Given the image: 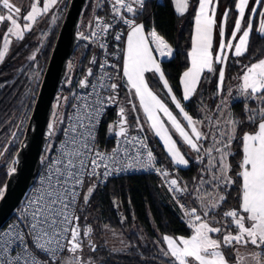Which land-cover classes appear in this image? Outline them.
<instances>
[{"label": "snow or ice", "instance_id": "6c2138e0", "mask_svg": "<svg viewBox=\"0 0 264 264\" xmlns=\"http://www.w3.org/2000/svg\"><path fill=\"white\" fill-rule=\"evenodd\" d=\"M251 2L252 0H236L237 15L228 34L227 24L231 9H225L217 25L216 12L219 0H196L194 33L191 50L188 53L190 64L180 78L182 95L178 98L173 93L160 63L153 55L155 50L160 56H171L172 48L155 30L146 35L144 25L137 23L135 19L137 10H143L146 6V0H109L114 17L128 28L122 69L123 77L126 78L125 86L134 90L139 108L149 127L163 142L171 160L176 165H189V160L181 153L177 140L174 139V135H178L183 144L196 153L197 162L204 164L200 184L208 185L213 190L206 194L211 197L210 199H206L204 195L197 197L199 208L187 209L181 204V208L185 209L191 235L162 236V241L166 245V250L162 251L169 258L170 264H230L224 249L232 248L234 252H238L236 245L248 244L261 249L259 252L251 253V258L255 264H264V58L244 65L240 77L241 95L256 102L255 107L245 105L246 120L252 128L251 131H245L238 136V129L243 122L236 119L231 112L222 125L219 117L215 120L211 117L194 118L183 103L195 96L205 71L218 72L217 87L218 91H222L224 67L217 69L214 65H226L229 53L241 57L247 52L254 30L252 15L257 13V5L264 8V0H254L253 6L249 7ZM57 3L58 0H43L40 7V0H33L29 10L22 15L21 7L13 4L11 0H0V24L10 25L3 35L0 61H3L9 51L11 43L9 36L23 39L25 32L32 29L37 18L48 13ZM174 4L180 14L187 12L190 6L189 0H174ZM125 13L131 14V17ZM246 13L249 14L247 19ZM259 15L264 17V11ZM111 27V24L103 22V18L96 17L95 30L91 36L82 34L81 38L95 39ZM217 28L219 43L214 53V33ZM258 32L264 36V20L260 22ZM115 39L119 41L121 35H116ZM150 42L155 44L154 50L150 47ZM99 46L102 49L106 47L103 43ZM90 63L95 64L97 61L93 58ZM106 64L107 62L101 63L100 69L103 70ZM149 72L159 74L163 88L167 89L166 95L170 103L178 110L176 114L150 87L146 76ZM91 76L93 70L89 68L85 78L79 81L82 88L89 87L88 77ZM110 79L111 77L104 73L99 77V84L91 85L92 93L87 96H74V99L83 103L72 106L75 112L69 117L71 123L64 129L66 139L60 142L57 155L49 161L48 170L42 176L39 187L34 189L17 219L0 227V264H90V261H85L82 256L77 255L83 250V238L89 237L92 232L91 226L82 228L80 224L78 208L81 191L86 178L101 175L99 169H104L102 174L104 176L110 175L112 171L122 170L115 167L121 163L118 154L123 152L125 156L128 155V149L121 148L119 141L117 147L110 153L99 150L95 142L94 129L105 102L116 100L115 95L101 97L98 88L116 93L120 87L117 83L106 82ZM93 93L95 98L89 100ZM63 99L67 101V97ZM219 107L218 105L217 108ZM132 110H136V105L132 106ZM119 116V131L115 135L123 137L126 144L132 145L135 142L139 145L131 160L140 168L153 167L155 156L147 149L145 140L137 137L128 139L125 127L127 118L123 107L119 110ZM220 116H223V112ZM178 117H182V120ZM86 118L87 124L84 122ZM136 120L140 131H143L138 116ZM205 121L210 129L208 132L203 130ZM54 134L55 123L49 124V135ZM237 139L240 143V160L235 166L238 169L235 176L239 179L238 203L237 206L223 211L221 219L217 220L215 214H218L217 210L227 200L228 187L237 183L232 175V158L236 155L232 151V144ZM205 142H209L207 147ZM141 149H146V155ZM132 166V163L125 165ZM157 171L165 178L169 175L163 169ZM14 172V167L9 169L10 174ZM168 183L173 192L187 191V186L181 187L178 179L173 178ZM94 188V185L89 187L83 194V204L89 202ZM3 194L4 190L0 189V196ZM213 234L217 235L214 237ZM90 246L95 251V245ZM64 253L69 255L61 259Z\"/></svg>", "mask_w": 264, "mask_h": 264}, {"label": "trees", "instance_id": "16d2710c", "mask_svg": "<svg viewBox=\"0 0 264 264\" xmlns=\"http://www.w3.org/2000/svg\"><path fill=\"white\" fill-rule=\"evenodd\" d=\"M69 2L70 0L65 2L62 15L58 22L53 25L46 44L41 48L35 60L29 59L28 56L39 47V42L35 38L38 35L36 25L24 34L23 39H15L12 42L10 50L0 63V189H5L6 181L10 174L9 169L13 167L14 159L21 147L25 129ZM189 2L190 6L187 12L180 14L176 11L173 0H150L140 14V17L144 18L145 27L147 29L154 28L174 49L173 55L161 59L160 64L170 87L173 89V93L178 98L182 95L180 78L190 64L188 53L191 50L194 32L196 0H189ZM235 2L236 0H219L216 12V21L217 25H219L225 9H231L227 24L228 34L232 30L237 15ZM253 4L254 0H252L249 7H252ZM25 9H27L26 5L23 6L24 11H26ZM53 11L54 9L43 14L42 18L40 17V25L48 23ZM261 11H264V8L257 5V13L252 15L254 30L250 36L245 55L235 57L229 53V59L225 65L226 73L222 91H218L217 87L218 72L209 73L205 71L195 96L190 101L184 102L194 117L203 119L211 114L214 120L219 114L217 106L221 105L224 97L228 94L229 86H232L233 89H235V86L236 90L231 94L233 100L230 104V112L236 119L243 122L238 129V136L245 131L252 130L246 120L245 105L255 107L256 102L247 100L241 95L239 82L241 83L240 77L244 65L264 58V36L258 32L262 19V16L259 15ZM97 13L107 15L109 13L108 8L102 5L100 1L97 4L96 0H89L84 10V19H91ZM248 15L246 13V19ZM8 26L10 25L0 24V49H2L4 43L3 35ZM218 43L219 33L217 28L214 35V53ZM124 46L125 37L120 40L118 48L115 50L118 52V72L122 76L125 85L126 80L122 72ZM78 53H81L76 71L78 77L74 79L72 87L64 83L62 92L72 91V89L77 88V81L85 75L87 68L91 65L92 56H97L99 51L95 45H89L86 49L80 45L73 55ZM223 66L214 65L217 69ZM146 76L150 87L169 105L170 109H173L175 113L178 112V110H175L174 105L170 103L166 95L167 90L163 88V82L159 80V75L149 72ZM134 101L136 102L139 117L148 131L159 162L170 172L171 176L178 179L181 187L187 186V191L180 193L181 201L191 204L192 207L199 208V199L197 197L204 195L207 198L206 194L213 191L208 185L200 184L201 170L204 168V164L198 163L196 153L187 145H184L181 140H178L185 157L189 160V165L187 167L176 165L167 154L160 139L155 136L153 130L149 127L137 100L134 99ZM70 105L71 101L67 105L65 117ZM113 117L114 113L111 112L106 118V123ZM179 118L182 120L181 117ZM130 119H136L131 108ZM62 125L63 123L58 129L54 144L60 136ZM108 131L109 128L105 126L103 138ZM204 131L206 132V130ZM208 143L205 142V147L208 146ZM232 151L236 154L232 158V175L237 183L228 187L226 191L227 200L217 210L218 214H215V219L217 220L221 219L223 211L237 206L238 203L239 179L235 176V172L238 170L235 166L240 160V143L238 139L233 141ZM205 179H207V175ZM210 198L208 196V199ZM80 217L82 228L92 224L96 230L98 243L95 246V251L91 247L86 250L87 254L92 258V264H170L169 258L162 251V249L166 248L162 241V236L191 235L188 221L184 218L179 205L175 203L173 196L161 186L159 178L151 174L118 176L111 178L103 185H96L90 201L86 205L82 202ZM104 224L123 232L128 240V247L122 250L110 248L105 240L100 237ZM216 235L213 234L214 237ZM238 246L236 245V249H238ZM248 246L255 247L251 244H248ZM259 250L261 251V249ZM224 252L230 263L238 262L240 258L239 251L234 252L232 248H226Z\"/></svg>", "mask_w": 264, "mask_h": 264}, {"label": "built area", "instance_id": "2783aa9c", "mask_svg": "<svg viewBox=\"0 0 264 264\" xmlns=\"http://www.w3.org/2000/svg\"><path fill=\"white\" fill-rule=\"evenodd\" d=\"M150 0H146V5ZM101 4L106 6L108 8V14H103V13H97L94 17L93 20V28L89 32L88 36H91V33L93 30H95V23H96V17H101L103 18L104 23L111 24L112 27L107 31L100 33L95 39H88V41L83 42L81 45H95L98 48L99 54L97 58V63L95 67V72L94 75L92 76L90 82H89V87H87L86 90H79L78 88H74V90L71 93V105L70 109L63 121L62 129L60 136L58 140L55 142L52 151L49 155V157L46 159L44 162L40 173L35 181V183L32 185L30 188L29 192L27 193L22 205L20 206V210L18 214H15L12 218H10L4 226L13 223L16 219L17 216L20 214V211L25 207V204L27 200L30 198L32 195L33 191L35 188L39 187L40 181L42 176H44L48 170V165L49 161L55 157L58 153V150L60 148V142L65 140V134H64V129L68 127L69 123L71 121L69 120L70 116H73V113L75 112V109L72 107L74 104H82L83 101H77L74 99V96H87L89 93L93 92V89L91 87L92 84H99V77L103 75L104 73H107L108 76L111 77L110 80H106L107 83H117L120 85V87L117 89L116 93H111L110 90H105L103 88H98V91L100 92L101 97H107L109 95H115L116 100L115 102H105V105L102 109L101 115L98 117V123L94 129L95 131V136H96V144L98 145L99 150L104 151V152H111V150L115 147H117V142L119 141V146L121 148H126L128 149V155L125 156L123 152L118 154V159L120 160V164L116 165L115 167L120 168L122 170L120 171H112L110 175L104 176L102 175L104 172V169L101 168L98 171L101 173L100 176L98 177H92L91 179L86 178L85 184L83 186V189L81 191V200H80V207L78 208V215L80 216V208L83 202L82 196L84 193H86L87 189L91 185H103L108 182L111 178L118 177V176H125V175H136V174H151L159 178L160 184L163 185L165 188L168 189V191L172 194L175 195L176 192H173L170 190V185L168 183L169 180L175 178L174 176L170 175V172L159 162V159L157 157L156 151L153 147V144L150 140L148 131L146 130V127L144 126L142 120L139 117L137 108L135 111H133L135 117H139L140 124L143 127V131H140L139 127L137 126V120L130 119V108L132 109L133 105L135 104V101L131 95V91L128 87L124 85V80L122 76H120L119 72L117 71V59H118V52L115 50L118 48V44L120 40L124 37H126V33L128 31V28L126 25L122 23L118 18L114 17L112 10H111V4L109 3V0H100ZM146 7V6H145ZM145 7L143 10H137L136 14V22L139 24L144 25L145 27V22L144 18L140 17V14L144 11ZM125 15L131 17V14L125 13ZM116 35H121V39L117 41L115 39ZM103 43L106 45L105 48H101L99 45ZM114 48V49H113ZM107 62L106 67L101 70L99 65L101 63ZM95 98V94L91 97H89V100H92ZM123 107L125 109V116L127 118V124L125 125L127 129V137L128 139H131L132 137H137L141 140H145V143L147 144V149H150L154 156H155V164L151 168H140L138 165L134 163V161L131 160V157L135 156L136 149L139 148L138 144H135V142L132 145L124 143V138L123 137H117L115 133L119 131V126H118V121L120 119L119 116V110L120 108ZM90 111V110H89ZM114 113L113 119H111L108 123L107 117L110 115V113ZM86 124L88 123L87 118L84 121ZM107 126L109 128V131L107 132L106 136L103 138V129L104 127ZM78 131H83V129H78ZM141 152L146 155V149H141ZM142 159L144 156L142 155ZM132 163V167H125L126 164ZM157 169H163L166 172L169 173L168 177L165 178ZM176 179V178H175ZM178 193V192H177ZM3 226V227H4ZM68 253H64L61 256V259H64L68 256Z\"/></svg>", "mask_w": 264, "mask_h": 264}, {"label": "water", "instance_id": "95a60500", "mask_svg": "<svg viewBox=\"0 0 264 264\" xmlns=\"http://www.w3.org/2000/svg\"><path fill=\"white\" fill-rule=\"evenodd\" d=\"M88 1L70 0L67 7L25 129V136L14 159L15 172L9 174L4 194L0 197V227H3L15 214H18L27 193L35 183L44 162L52 151L58 132L57 130L54 135H49L52 109L56 97L59 92H62L63 84L68 77L69 61L75 50L83 42L88 41V39H82L81 36L82 34L88 36L94 20V16L91 19H84L83 14ZM99 1L96 0V3L98 4ZM84 23H88L87 31L82 30ZM93 58L97 61L98 54L97 56L93 55L91 60ZM95 65L96 63H91L87 68V70L92 68L93 75ZM86 73L77 81L79 90L87 89L82 88L79 84V81L85 78ZM91 78L92 76L88 77L89 82Z\"/></svg>", "mask_w": 264, "mask_h": 264}, {"label": "rangeland", "instance_id": "374dc122", "mask_svg": "<svg viewBox=\"0 0 264 264\" xmlns=\"http://www.w3.org/2000/svg\"><path fill=\"white\" fill-rule=\"evenodd\" d=\"M67 0H58V3L55 4L53 7L50 8L49 11L53 10V14L50 16L49 18V21L48 23L44 24V25H40L41 23V16L43 15H40L36 22L33 24L36 25V28H38V35L35 37L38 42H39V47L37 49H35L29 56L28 58L31 59V60H35L36 57L39 55V52L41 50V48L46 44L47 42V39L49 37V34L52 30V27L54 24H56L58 22V19L60 18V16L62 15V12H63V9H64V4ZM12 3H14L16 6H20L21 4H19L20 2L18 1H12ZM33 2V0H27V4H26V7H30L31 3ZM41 4L43 5V0H40V6ZM42 7V6H41ZM41 17V18H40ZM264 20V17H262L261 21ZM38 21V22H37ZM22 24H23V21H21ZM90 27H91V22L89 23ZM93 28V24H92V27L91 29ZM147 34L149 33V31L152 30V28H149L147 29L146 27H144ZM89 29V26H88V23H84L83 25V28L82 30L83 31H87ZM26 33V32H25ZM158 33V32H157ZM215 35V33H214ZM10 41L11 43L9 44V50L12 46V42L17 39L15 36H12L10 35ZM150 45H152L153 47V44L150 42ZM84 49H86L88 46L86 45H81ZM8 53V52H7ZM6 53V55H7ZM5 55V57H6ZM34 57V59L32 58ZM81 58V53H78L76 55H73L69 61V66H68V77L66 78L65 80V84L69 87H72L73 86V83H74V79H77L78 75L76 74V71H77V68H78V63H79V60ZM157 59H159L158 55L156 56ZM4 60V59H3ZM2 61H0L1 63ZM161 65V64H160ZM118 66V64H117ZM224 67V72L226 73V69H225V65L223 66ZM118 68L117 67V71H118ZM162 68V67H161ZM80 73V72H79ZM80 75V74H79ZM159 75V74H158ZM230 83V82H229ZM242 83V82H241ZM239 82V87H240V84ZM234 86V85H233ZM235 89H233L232 86H229V89H228V94L224 97L221 105H220V108H219V111H218V115L217 117L220 118L221 120V123L223 125V121L227 118L228 116V113L230 112V104L233 100V98H231V94L233 91L236 90V87L234 86ZM74 89H72L73 91ZM167 90V89H166ZM72 91H66V92H59L57 97H56V100H55V103H54V107L52 109V113H51V124L55 123V131H57L59 129V127L61 126L63 119L65 117V111H66V108H67V105L69 103V101H71V93ZM154 91V90H153ZM155 92V91H154ZM131 95L133 97V99H136L138 101V99L135 97L134 95V90L133 92H131ZM158 95V94H157ZM159 96V95H158ZM64 97H67V101L65 102V100L63 99ZM136 103V102H135ZM184 103V102H183ZM138 105H139V101H138ZM137 108V106H136ZM186 110L189 111L187 109V106H186ZM223 112V116H220V113ZM190 113V112H189ZM174 114H176L174 112ZM191 114V113H190ZM192 115V114H191ZM207 115V114H205ZM193 116V115H192ZM194 117V116H193ZM205 117H211V114L208 115V116H205ZM204 117V118H205ZM216 117V118H217ZM179 118V117H178ZM182 118V117H181ZM196 118V117H194ZM203 118V119H204ZM215 118V119H216ZM180 119V118H179ZM199 119V118H197ZM214 119V120H215ZM186 123V122H185ZM204 128L206 129V132L210 131L209 127H208V124H207V121H205V125H204ZM171 130V129H170ZM174 139L177 140V143H178V140H180V138L178 137V135H174ZM162 142V141H161ZM163 144V142H162ZM178 146L180 147V145L178 144ZM51 148V145L49 146V149ZM180 150H181V153L184 154L183 150L181 149L180 147ZM167 192L168 189L165 188L163 185H161ZM170 193V192H169ZM171 194V193H170ZM172 195V194H171ZM173 198H174V201L175 203H177L180 207V210L184 216V218L188 221L186 215H185V209L184 208H181V204H183L185 206V208L187 209H191L192 208V205L189 204V203H184L181 201L180 199V193L176 192L175 195H172ZM208 199V196L207 198ZM86 225V224H85ZM88 226H91L92 228V232L90 234L89 237H84L83 238V250L82 252H79L77 253V255H80L82 256V258L85 260V261H90V264H92V258L87 254L86 250L88 247H91L90 244H94L95 246L97 245L98 243V238H97V235H96V230H95V227L92 225V224H89ZM216 226V225H214ZM100 237H102L106 244L112 248L113 250H122L126 247H128L129 243H128V240L126 238V236L124 235L123 232L119 231V230H115V229H112L109 227V225L107 224H104L103 227H102V231H101V235ZM247 247V246H246ZM166 249V248H165ZM241 252L239 253L240 254V258L237 262V264H255V262L252 260V258L248 255L247 258L246 257V253H243V249H240ZM236 264V263H234Z\"/></svg>", "mask_w": 264, "mask_h": 264}, {"label": "crops", "instance_id": "0c3cea01", "mask_svg": "<svg viewBox=\"0 0 264 264\" xmlns=\"http://www.w3.org/2000/svg\"><path fill=\"white\" fill-rule=\"evenodd\" d=\"M174 1V0H173ZM18 2H20L19 4H21L20 6H18V7H21V9H22V15L24 14V13H26L28 10H29V8L30 7H27V9H25L26 11H24L23 10V6L24 5H26L27 4V0H24V1H22V0H19ZM14 4V3H13ZM175 5V4H174ZM41 6H42V4H41ZM40 6V7H41ZM22 23V22H21ZM144 30H145V28H144ZM152 30H155L154 28H152ZM151 30V31H152ZM151 31H149V32H151ZM156 31V30H155ZM157 32V31H156ZM194 33V32H193ZM145 34L147 35V32H146V30H145ZM158 35H160L159 33H157ZM161 36V35H160ZM162 37V36H161ZM163 38V37H162ZM9 39H10V37H9ZM164 39V38H163ZM11 40V39H10ZM165 40V39H164ZM165 42L172 48V54H171V56L173 55V53H174V49H173V47L165 40ZM150 47L151 48H153V50L155 49V44H153V47H152V45H150ZM2 48H3V46H2ZM125 49H126V37H125V46H124V50H123V57H124V54H125ZM153 55H154V57L156 58V56L158 55V57H159V59H157L156 58V60H157V62L158 63H160V60L161 59H163V58H168V57H171V56H160V54L158 53V52H156L155 50L153 51ZM125 80H126V78H125ZM242 82V81H241ZM199 86V85H198ZM130 91L131 92H133V90H131L130 89ZM138 102V101H137ZM203 130H206L205 128H203ZM186 158V157H185ZM187 159V158H186ZM179 166H182V165H179ZM182 167H187V166H182ZM170 236V235H169ZM173 237H187V236H185V235H178V236H173ZM240 249H243V253H246V257L245 258H247L248 257V255L251 257V253H253V252H259L260 250L258 249V248H251V247H245V246H238V251H239V253L241 252V250ZM230 264H234V263H230ZM237 264V263H236Z\"/></svg>", "mask_w": 264, "mask_h": 264}, {"label": "flooded vegetation", "instance_id": "af4514ba", "mask_svg": "<svg viewBox=\"0 0 264 264\" xmlns=\"http://www.w3.org/2000/svg\"><path fill=\"white\" fill-rule=\"evenodd\" d=\"M245 247H246V246H245ZM247 247H250V246L247 245ZM251 248H256V247H251Z\"/></svg>", "mask_w": 264, "mask_h": 264}]
</instances>
